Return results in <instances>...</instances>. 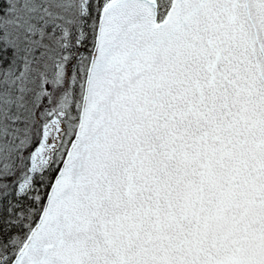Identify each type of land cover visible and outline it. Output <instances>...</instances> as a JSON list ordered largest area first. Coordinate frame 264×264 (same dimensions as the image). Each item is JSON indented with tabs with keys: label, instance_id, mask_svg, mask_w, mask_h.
<instances>
[{
	"label": "snow or ice",
	"instance_id": "obj_1",
	"mask_svg": "<svg viewBox=\"0 0 264 264\" xmlns=\"http://www.w3.org/2000/svg\"><path fill=\"white\" fill-rule=\"evenodd\" d=\"M0 264H264V0H0Z\"/></svg>",
	"mask_w": 264,
	"mask_h": 264
}]
</instances>
